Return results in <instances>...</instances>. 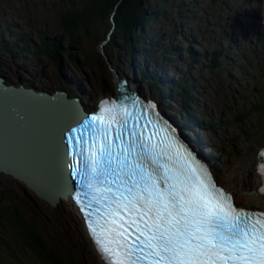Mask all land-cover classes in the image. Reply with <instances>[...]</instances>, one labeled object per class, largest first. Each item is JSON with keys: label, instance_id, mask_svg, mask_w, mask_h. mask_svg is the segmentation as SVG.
<instances>
[{"label": "rangeland", "instance_id": "1", "mask_svg": "<svg viewBox=\"0 0 264 264\" xmlns=\"http://www.w3.org/2000/svg\"><path fill=\"white\" fill-rule=\"evenodd\" d=\"M159 1L142 0L144 7L155 5ZM161 1L163 14L155 15L152 20L148 19L138 34L146 37L151 53L158 51L157 45L165 41L163 34L167 39L172 37L169 32L181 33L184 40L191 37L195 42L194 45H188L191 52L204 50L206 59L198 70H193L200 75L196 82L202 86V91L193 94V107L198 116L202 115L211 120L219 117L227 124L221 126L218 131L208 132L196 127L194 119L190 117L184 124L180 115L175 116L176 111L182 115L184 113L180 104L164 101L167 107L164 109L159 100L156 102L161 110L173 115L179 126L185 125L190 131L187 135L184 134L190 146H196L195 140L202 142V151L210 154L209 162L205 158L207 167L211 169L208 164L211 165L216 170L218 183L227 186L229 180L237 181L242 178L235 170L238 161L244 153L247 152L246 156L250 153L254 143L264 133V108L257 114L261 121L255 120L257 115L254 114L245 118L249 129L244 132H238L233 122L239 112L247 115L246 109L251 108L253 102L264 100V0ZM85 2L0 0V77L4 83H12L15 86L21 84L26 88L49 94L55 91L64 92L69 99L81 100L86 111L94 110L102 96L115 97V91L118 89L132 90L134 87L133 89L143 97L158 96L157 92L154 93L147 87L139 74V69L143 67H148V71L153 70V64L144 52L139 50L140 53H136L135 57L125 58L123 46L115 41L113 61L105 54L104 46L111 41L113 34V29L109 28L108 23L112 13L109 18H102L98 32H93V29H81L72 35L71 47L68 49L71 60L65 58V52L61 57L63 64L56 66V62L35 53L38 37L47 36L52 39L65 32L61 14L72 13L80 6L84 10L82 3ZM149 8H146L147 13L151 11ZM242 9L246 10L244 14L249 15L246 16L248 20L238 13ZM183 12L184 17L178 15ZM242 22H247L248 26H244ZM159 32L163 34H158ZM105 34L109 35L105 37ZM19 35L29 39L20 40ZM101 38L104 41L97 44ZM7 40L14 41L11 51L4 45ZM13 52H16V55H13ZM211 53L218 54L219 64L216 67L211 66L207 60ZM185 58L184 55L182 58L168 61L167 70H164L162 77L157 71L159 82L165 84V79L174 80L177 73L186 72ZM120 79L123 84L118 82ZM164 87L168 90L167 85ZM176 101L179 99L176 98ZM179 126L177 129H180ZM225 138L229 140L226 141ZM231 194L239 204L244 207L248 205L243 193ZM0 201L9 202L7 205L10 204L29 219L36 231L71 256L74 262L81 259L83 264H102L84 234L80 216L74 207L59 203L52 206L25 186L20 179L3 172H0ZM248 208L261 209L257 206ZM38 260L32 251L25 249L0 226V264H40Z\"/></svg>", "mask_w": 264, "mask_h": 264}, {"label": "snow or ice", "instance_id": "2", "mask_svg": "<svg viewBox=\"0 0 264 264\" xmlns=\"http://www.w3.org/2000/svg\"><path fill=\"white\" fill-rule=\"evenodd\" d=\"M66 142L70 175L85 190L81 211L105 264H264V214L235 206L158 121L141 127L126 105L104 100Z\"/></svg>", "mask_w": 264, "mask_h": 264}, {"label": "trees", "instance_id": "3", "mask_svg": "<svg viewBox=\"0 0 264 264\" xmlns=\"http://www.w3.org/2000/svg\"><path fill=\"white\" fill-rule=\"evenodd\" d=\"M85 1L86 2L84 4L82 3V6L85 7L84 10L80 6L78 9H74L72 13L65 12L61 14V23L65 32L54 36L52 38L53 40L47 36L38 37L35 47V53L37 55L56 62V66H59V63L63 64L61 57L65 54V52V58H71L68 49L71 47L70 43L73 39L72 35L77 34L81 29H85L86 31L93 29V32H98L101 27L99 24L101 23V20H103L102 18H109L112 13L110 22L105 20L109 23V28L113 29L111 41L104 46V51L108 59H111L112 61L114 59V49L116 48L114 46L115 41H118L123 46L125 58L127 57L131 59L132 57H135L134 55L136 53H140L138 51L141 50V53L144 52L150 63L153 64V70L148 71L146 69L148 67L139 69L141 80L146 82L148 87L152 88L154 93L157 92L158 96L162 97V99L167 103L173 101L178 105L180 104L179 106L184 110V113L182 115L176 111L175 116L177 114L178 116L180 115L183 122L189 121L188 117H190L194 119L196 127L208 132L218 131L221 126L227 124L225 120L219 117L211 120V118L207 119L202 115L198 116L195 108L193 107V94H196L198 91H202V86L196 82L200 75H197L196 72H193V70H198L201 63L204 59H206L204 50L191 52L188 45L195 44L191 37L184 40L181 33L169 32V35H172V37L167 39L165 34L159 32L158 34H163L165 41H163L160 45H157L158 47L153 44L158 51H152L151 53L150 47L147 45L146 37L138 34L140 31L139 29L148 19L152 20L155 15L160 14L159 16H161L163 14L161 9V0L158 3H155V5H147L146 7H144L142 0ZM148 7H150L149 10H151L149 13L146 11V8ZM184 12L178 15L184 17ZM111 20L114 22L112 23ZM108 35L109 34H105V37ZM115 35L117 36V39ZM114 36L115 40H113ZM19 39L26 41L29 37L19 35ZM103 41L104 39L101 38L96 43L100 44ZM156 42L157 41H155V43ZM181 42L182 44H180ZM13 44L14 41L7 40L4 45L7 47L8 51H11ZM106 48H108L110 52H108ZM13 55H16V52H13ZM184 55L186 56L184 63L187 71L177 73V77L174 80L166 79L165 84L160 83L156 72L159 71L158 73L162 77L164 70H167L168 67V64L166 63L168 61L170 62L182 58ZM207 60L213 67H216L219 64L218 54L211 53L210 56L207 57ZM157 67L160 70H158ZM155 68L157 69L155 70ZM165 85H167L168 90L164 87ZM160 92L163 95H161ZM176 98L179 99V101H176ZM253 104L254 105L251 108L248 107L246 109L248 112L247 115H244V112H239V115L234 117L233 122L236 125L238 132H244V130L249 129L247 121H245V118L248 115H257L264 108V100L253 102ZM170 116L172 115L170 114ZM255 120L261 121V118L257 115ZM184 132L186 134L190 133V131L186 128ZM225 139L226 141L229 140V138ZM195 141V144L198 145L200 149L202 146L204 147L201 141ZM201 155L206 159L208 158L203 154ZM207 160H209V158ZM210 171L216 179V170L211 168ZM7 203L9 202L0 201V226L8 231L11 234V237L13 236L25 249L32 251L33 254L40 260V264H83L81 259L74 262L72 257L68 256L65 252H63V250L59 249L56 244L50 240H46L39 231L35 230V227L31 224L29 219L24 217L15 208H12L10 204L7 205ZM4 245L7 247L5 243Z\"/></svg>", "mask_w": 264, "mask_h": 264}, {"label": "bare ground", "instance_id": "4", "mask_svg": "<svg viewBox=\"0 0 264 264\" xmlns=\"http://www.w3.org/2000/svg\"><path fill=\"white\" fill-rule=\"evenodd\" d=\"M245 11L242 9L238 13L242 16V18L245 17V19H247L246 16L249 15L244 14L246 13ZM255 16L257 17V15ZM255 16L254 18H256ZM242 24H244L245 26L247 22H242ZM255 24L256 22H254V26ZM118 82L121 84L124 83L123 80L121 79ZM162 83L164 84V82ZM0 84H3L5 86L15 87V85H13L12 83L11 85L5 84L4 81L1 79V77H0ZM18 86L28 89L31 92H36L34 89L26 88L24 85L20 84ZM133 88L134 87H132L131 92H134ZM150 90L153 91L152 88H150ZM43 92L44 91L40 92L41 98L44 100V105H42V108L44 109L42 111V117L40 114L38 119L39 133L36 138L30 139L32 144L27 143L25 147L26 149L25 154L33 156V158H30L28 161V167L32 171L33 177L34 179H36V182L40 186V189L44 192L43 195L45 197L42 198L39 195H37L35 192L34 193L37 196H39L41 199L47 197V199L44 200H46L47 203H50L52 206H54L56 203H59L74 207V205L70 200V194L73 193L74 188L70 187L69 180L71 179H69L70 177L66 174V171L68 169V157L66 155L67 157V161H66L64 149L62 148L59 139V133L62 132L67 127L65 125V123L67 122V120L65 119H69L67 118V116L69 114L75 113V111L78 108H81L83 110L84 107L78 106V103L76 105L75 103L67 102L69 98L65 93L63 95L58 94L57 96L55 95L47 98L46 95L42 96L44 94ZM58 92L60 93L61 91H57V93ZM46 94L50 95L49 93ZM160 94L163 95L161 92ZM128 95L129 94H126L123 97L127 98L129 97ZM113 97L114 95H110V96L108 95V96H102L100 97V99L113 98ZM121 98L118 99L115 98V100L121 102L120 100ZM134 98L135 96H132L130 99H134ZM155 98L159 100L161 107H163L164 109L167 108L164 104V100L162 99V97L156 96ZM79 102L81 105H83L81 100H79ZM85 112H92V111L85 110ZM165 118L172 124V121L167 116H165ZM64 126L66 127L63 128ZM178 136L182 141H185L187 143L185 137L180 132H178ZM251 149L252 150L247 156H246L247 152L246 154L244 153V155L241 156V158L238 161L237 167L235 168V170L242 175V178L238 179L237 181L229 180L227 186L221 183L220 184L227 191L234 193L235 195H239L240 193H243V196H245L247 200L246 203L248 205L244 207L243 205L236 202L238 206L243 208H248V206H253V207L257 206L261 208L258 210L264 211V174L258 172V168H260V166L264 164V159H262L261 157L259 161V153L264 151V133L260 135L259 140L256 143H254V146ZM201 153L205 156L210 155L209 153L206 154L203 151H201ZM195 155L198 158H200L203 163H207L205 157L202 158L197 152L195 153ZM208 166L212 168L211 165L208 164ZM251 186L252 189L250 190ZM79 189L82 190L83 188L79 187ZM252 209H256V208H252ZM87 240L89 241L92 248L96 252L100 262L102 264H105V262L101 259V256L96 251L92 241H90L89 238H87Z\"/></svg>", "mask_w": 264, "mask_h": 264}, {"label": "water", "instance_id": "5", "mask_svg": "<svg viewBox=\"0 0 264 264\" xmlns=\"http://www.w3.org/2000/svg\"><path fill=\"white\" fill-rule=\"evenodd\" d=\"M50 94L44 93L42 96L46 95L48 98L58 94L63 95L64 92L57 93L55 91ZM126 94L141 96L138 91L131 93V91L129 92L128 89H125L118 93V97L121 98ZM67 102H72L76 105L78 103V106H83L77 98H71ZM42 105H44V100L41 98L40 92H31L21 86L12 87L0 84V172L20 179L25 186L43 198L45 197L43 195L44 192L40 189L32 171L28 167V161L33 156L25 154L26 144H32L30 139L36 138L39 133L38 119L40 114L42 117L44 109ZM87 113L90 112H85L84 108L83 110L78 108L75 113L67 116L69 119H65L67 120L65 125H74L87 116ZM59 139L67 161L66 136L63 132L59 133ZM66 174L68 175V171H66ZM69 179H71L69 180L70 187L74 188L75 183L71 177ZM44 199H47V197Z\"/></svg>", "mask_w": 264, "mask_h": 264}]
</instances>
